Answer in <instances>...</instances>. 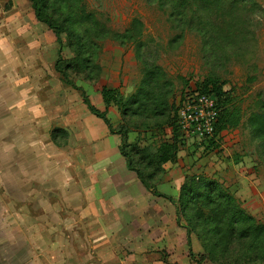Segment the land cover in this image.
<instances>
[{
  "label": "rangeland",
  "instance_id": "374dc122",
  "mask_svg": "<svg viewBox=\"0 0 264 264\" xmlns=\"http://www.w3.org/2000/svg\"><path fill=\"white\" fill-rule=\"evenodd\" d=\"M48 2L54 5V17L59 20L71 15L69 30L62 35L64 59L60 67L71 63L77 55V40L82 38L88 47L83 52V67L77 71V66L70 64L65 71L100 111L107 112L114 129L126 133L125 148L134 153L148 149L152 157L163 144L175 142L177 147L173 157L164 154L166 160L162 157V162L153 165H148L147 159L142 163L133 154V166L144 172L148 187L128 169L122 154L126 168L99 165L94 157L97 135L91 127L96 121L104 122L88 111L80 93L56 70L59 45L55 34L36 18L29 0H16L14 8L13 0H4L6 44L22 62L23 101L19 105L27 110L22 118L33 108L29 99L36 94L39 147L42 141H52L55 129H63L56 131L55 138L61 142V151L65 150V173L80 176L83 168L87 169L88 176L93 175L92 182L87 179V190L102 193L87 200L93 214L86 221L116 226V236L111 237L116 238L113 244L117 246L96 242L92 264H264V135L253 122L255 114H264V0ZM135 19L142 23L140 30L132 26ZM93 20L106 28L107 37H102ZM126 31L135 38L119 40ZM7 64L12 67L10 60ZM150 70L162 75V85L168 83L160 94L155 88L152 94L157 104L165 103L167 114L142 118L140 110L131 116L133 101L148 91L145 84ZM207 82L221 87L219 115L238 108L239 124L219 130L213 144L208 137H187L180 130L178 139L172 125L179 124L184 103ZM139 89L143 90L140 94ZM105 90L115 91L116 102L105 103ZM126 107L130 108L124 114ZM94 175L98 177L94 179ZM37 183L43 193L46 183ZM206 190L233 196L250 216L248 224L262 228V234L255 237L252 232L244 237L238 228L230 237L215 228L208 221L213 206L200 198ZM5 192L6 204L14 202L21 207L23 217L36 212L41 258L46 259L45 250L52 247L51 243L43 245L46 238L65 249V209L75 207L71 202H65L63 208L58 198L53 199L49 208L53 211L45 213L44 206L32 209L33 199L13 200L8 188ZM86 232L87 238L97 233ZM114 250L123 256L109 258ZM102 252L108 261L99 259ZM63 256L55 254L52 264H64Z\"/></svg>",
  "mask_w": 264,
  "mask_h": 264
},
{
  "label": "crops",
  "instance_id": "0c3cea01",
  "mask_svg": "<svg viewBox=\"0 0 264 264\" xmlns=\"http://www.w3.org/2000/svg\"><path fill=\"white\" fill-rule=\"evenodd\" d=\"M4 6V0H0V187L2 188L0 192V264H49V262L52 264L55 254L65 256L62 261L65 262L64 264H92L93 252H96L92 248L95 244L104 241L111 247L117 246L113 244V242L117 243L116 238L111 237L116 236L113 234L116 226L110 222L104 225L101 220L86 221L89 215L93 214L91 204L87 200L94 193H97L96 196L102 195L101 191L87 190L88 186L85 184L90 178L92 182L93 175L88 176L85 168H83L84 175L75 176L70 171L65 173V150L62 152L61 147L54 142L49 141L46 144L42 141L39 147L36 94L29 99L33 102V108L28 111V118H22V114L27 112L19 105L23 101L19 77L22 62L20 57L17 60L16 55L11 54L10 47L6 44L7 12ZM16 6V0H13V8ZM7 60H10L12 67H9ZM16 105L20 109H15ZM91 128L97 135L94 153L97 163L105 166L120 164L126 168L119 149V135L112 134L105 123L103 125L96 121ZM32 129L34 136H32ZM97 177L98 175H94V179ZM37 182L46 183L43 193H39ZM7 188L10 199H33V210L44 206L45 213L52 212L53 210L49 211L50 206L53 205L50 201L56 198L59 199V205L63 208L67 201L75 206L70 211L65 209L64 227L68 232H65V249L58 243L60 247L56 250L54 247L58 246L55 245V241L46 238V244L43 245L51 243L52 247L45 250L46 259L41 258L36 212L30 215L25 214L23 217L20 215L21 207L14 206V202L13 205H7L5 200ZM12 213L14 216L10 217ZM87 230H96L97 233L90 234L92 238H87ZM82 232H84L83 236ZM114 251L116 254L112 255ZM114 251L110 253L109 258L123 256L117 250ZM107 256L102 252L99 259L108 261Z\"/></svg>",
  "mask_w": 264,
  "mask_h": 264
},
{
  "label": "trees",
  "instance_id": "16d2710c",
  "mask_svg": "<svg viewBox=\"0 0 264 264\" xmlns=\"http://www.w3.org/2000/svg\"><path fill=\"white\" fill-rule=\"evenodd\" d=\"M31 2V6L33 8L34 14L36 18L43 22L49 29L53 31V33L56 36L57 43L59 45L58 47V59L55 63V68L58 72H61L65 78V82L67 83L68 86H71L72 88L76 89L81 97L83 103L86 105L88 111L95 115L96 117L100 118L103 120V122L106 124L108 127L109 131L112 134H117L120 137V153L125 157L126 162H127V167L129 170L134 171L140 181L145 184L148 187V183L145 179V174L140 168H135L133 166V154L137 155V157L140 158L142 163L144 162L145 159L148 160V165H153L154 163H160L162 162V157L164 154H167L170 158L173 157L175 154L177 147L175 142H169L166 144H163L160 152L157 154H153L151 157V152H149L148 149H145L143 151H138V153L131 152V150H127L125 148V142H126V133L119 132L114 129L111 121L109 120L107 116L106 111H100L91 101L90 97L87 95L86 91L84 88L77 86L72 80H69L68 73L65 71L66 69H69L71 66L74 64L77 66L78 70L83 67L82 64H84L83 58L85 57L84 51L88 50L86 43H84L82 38H79L77 40V46L75 50H77V55L71 60V66L70 64H66L64 69L60 67L61 62L63 61L64 57L62 55L63 52V33L64 31H68L69 27L67 24L69 23L68 21L70 20L71 15H67L65 17V20H59L58 18L54 17V12H55V7L52 4H49L48 0H29ZM81 1V0H79ZM81 6V10H83L84 14H87L88 12H85V7ZM88 15V14H87ZM74 17V16H73ZM88 17V16H87ZM65 23V24H64ZM93 23L95 27H98V23L93 20ZM132 26H136L135 30L137 28L142 27V23L138 20L135 19L132 22ZM98 29L102 32V37H107L109 35L108 31L106 28L98 27ZM131 30H134V27L129 28ZM119 40L125 41V40H132L135 38L134 35L129 34L128 31L125 32L123 35H119ZM149 76V77H148ZM147 82L145 84V87L148 89L147 92L143 91L142 89H139V94L141 93V97L138 99H135L133 101V107L130 110V115L132 116L133 113L140 112L142 110V118L143 117H148L149 115L153 116H160V115H165L167 113L164 112V102H161L160 104H157L156 99L152 94L154 93V88L157 90L160 94L163 88L168 86V83H164L163 85L160 83L162 75L159 73H156L152 70L147 73ZM214 86H210L209 83L207 84H201L200 86L197 87L198 92L200 93H206L212 97H214L217 100V103L219 104V101L221 100L219 96H221V87L219 85L215 86L216 82H211ZM145 89V90H147ZM104 101L108 105L112 102H116L118 95L115 93V91L112 90H105L103 93ZM130 107H126L124 114L128 112ZM135 108V109H134ZM167 110V109H166ZM148 111V113H147ZM165 113V114H164ZM240 118H239V109L238 108H233L232 110L227 109L224 113L220 112V115L217 119L216 125H215V131L211 137H208L207 141L211 142L212 144L215 142L214 135L218 133L219 130H222L227 127H235L239 124ZM254 125L257 126L258 131L260 132L261 135H264V114L258 113L254 115L253 118ZM173 132L175 137L179 139V130H181L180 123L173 124L172 125ZM63 130L60 128L55 129L52 132V141L57 145L60 146L61 142L56 140L55 133L56 131ZM65 134L67 132L65 131ZM128 146V145H127ZM127 150V151H126ZM163 160L165 161L166 159L163 157ZM158 166V165H157ZM151 176V175H150ZM155 193L158 196H163L162 194L158 193L155 191ZM193 195V194H192ZM200 198L208 199V201L205 203L206 205L211 203L213 206V210L211 213V217L208 218V221L210 219L211 222L214 223L215 228H217L219 231H222L224 234H227V236H230L236 231V229L239 230L240 236H246L248 233H254L255 237H258L262 234V228L259 226H251L252 224H248V221L251 219L249 215L245 214L244 211L239 207L235 202L233 196L230 194H226L222 191H216L215 194L211 193L209 190H206L204 193L201 194ZM223 200V204L220 202V200ZM214 199V200H213ZM217 201H219L217 203ZM209 221V222H210ZM252 221V220H251ZM227 230L229 232H227ZM234 231V232H233ZM255 231V232H254ZM263 239V238H262ZM190 242V240H189Z\"/></svg>",
  "mask_w": 264,
  "mask_h": 264
},
{
  "label": "built area",
  "instance_id": "2783aa9c",
  "mask_svg": "<svg viewBox=\"0 0 264 264\" xmlns=\"http://www.w3.org/2000/svg\"><path fill=\"white\" fill-rule=\"evenodd\" d=\"M218 115L217 100L206 93H199L189 98L180 110L181 130L187 137L212 136Z\"/></svg>",
  "mask_w": 264,
  "mask_h": 264
}]
</instances>
